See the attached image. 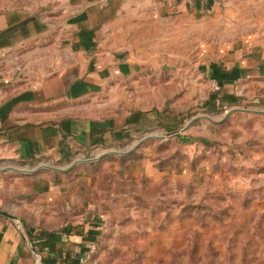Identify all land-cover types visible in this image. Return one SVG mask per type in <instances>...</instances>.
Instances as JSON below:
<instances>
[{
  "label": "crops",
  "instance_id": "crops-1",
  "mask_svg": "<svg viewBox=\"0 0 264 264\" xmlns=\"http://www.w3.org/2000/svg\"><path fill=\"white\" fill-rule=\"evenodd\" d=\"M180 78L187 100L152 95ZM217 106L264 117V0H0V264H78L122 196L96 162L160 176L157 134L196 142L183 122Z\"/></svg>",
  "mask_w": 264,
  "mask_h": 264
},
{
  "label": "rangeland",
  "instance_id": "rangeland-1",
  "mask_svg": "<svg viewBox=\"0 0 264 264\" xmlns=\"http://www.w3.org/2000/svg\"><path fill=\"white\" fill-rule=\"evenodd\" d=\"M149 82L152 95L187 100L182 78ZM214 94L208 100H219ZM208 110L183 122L194 128L196 142L176 145L169 134H157L163 139L155 141L151 158L164 169L160 176H136L137 165L128 176L119 172L140 159L133 147L96 162L95 170H103L98 197L122 196L83 264H264V117L222 106Z\"/></svg>",
  "mask_w": 264,
  "mask_h": 264
},
{
  "label": "built area",
  "instance_id": "built-area-1",
  "mask_svg": "<svg viewBox=\"0 0 264 264\" xmlns=\"http://www.w3.org/2000/svg\"><path fill=\"white\" fill-rule=\"evenodd\" d=\"M209 88L212 92H218L220 90V85L218 84V82L216 81V79H210L209 80ZM233 93L236 96L241 97L243 94L242 88L239 84H234L233 86ZM96 247V243L95 242H91L89 244V248L87 250V252H85V254L83 256H81L79 263L78 264H83V262L90 256V254L92 253V251L95 249Z\"/></svg>",
  "mask_w": 264,
  "mask_h": 264
},
{
  "label": "water",
  "instance_id": "water-1",
  "mask_svg": "<svg viewBox=\"0 0 264 264\" xmlns=\"http://www.w3.org/2000/svg\"><path fill=\"white\" fill-rule=\"evenodd\" d=\"M229 113H230V112H227L225 115H228ZM0 214H3V215H5V216L12 217V218L15 219V216H13V215H11V214H9V213L3 211V210H0Z\"/></svg>",
  "mask_w": 264,
  "mask_h": 264
},
{
  "label": "trees",
  "instance_id": "trees-1",
  "mask_svg": "<svg viewBox=\"0 0 264 264\" xmlns=\"http://www.w3.org/2000/svg\"><path fill=\"white\" fill-rule=\"evenodd\" d=\"M219 92H220V90H219L218 92H215L214 96H215L216 94H218ZM233 95H234V94H233ZM234 96L237 97V99L242 100L239 96H236V95H234ZM251 101H253V99H252ZM181 122H182V120H181ZM168 130H172V127H168Z\"/></svg>",
  "mask_w": 264,
  "mask_h": 264
}]
</instances>
